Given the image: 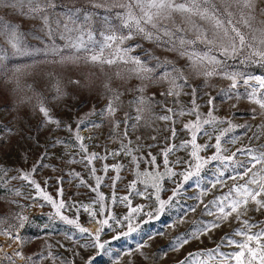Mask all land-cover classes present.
Here are the masks:
<instances>
[{
	"label": "rangeland",
	"instance_id": "rangeland-1",
	"mask_svg": "<svg viewBox=\"0 0 264 264\" xmlns=\"http://www.w3.org/2000/svg\"><path fill=\"white\" fill-rule=\"evenodd\" d=\"M112 2L113 0H52L55 8L49 9L47 13L49 25H45L39 19L19 16L10 10L0 11V19L4 21V25H15L20 31L19 44L14 47L9 36L5 35L8 28L0 25V131L15 128L20 133L9 141L0 143V168L7 169V176H0V181H3L0 183V221H2L0 231L5 230L10 223H17L14 217L18 213L26 215L28 222L24 227L19 228L17 225L13 231L18 232L22 238L20 249L24 255L31 256L36 264H129V262L131 264H177V261L182 260L188 251L195 248V245L174 251L171 247L174 238L189 230L191 221L211 219L201 215L202 207H198L195 213H189L186 222L173 226L177 224L189 205L197 203L196 197L201 188L207 186L208 182L214 178L213 165H208L201 173L199 178L201 188L197 187V178L193 177L187 182V190L182 191L180 196L166 206L163 213L157 214L156 190L152 187V181L147 182L146 188L141 182L144 179L143 176H137L138 172L148 169V165L141 163L139 168L130 167V158L120 150V138L109 135L114 120H124L127 113L132 117L128 120V124L135 123L136 128L133 132L129 127L130 135L124 142L131 141L129 147L142 146L139 153L142 159L146 158L148 152L157 155L158 163L161 164L159 171L163 172L160 149L166 144L190 139L191 132L183 130V124L195 120L194 116L187 114L173 117V121L169 122L157 119L158 116L165 114L166 107L177 112L182 106L185 109L191 107V97L181 95L178 102L174 103L172 97L160 95L167 90L168 85L153 82L143 93L148 97H153L155 94L152 110L143 112L140 114L141 120L135 121L139 106L136 101L139 96L132 89L140 82L135 78H128V68L131 65L123 64L119 60L112 65L102 61L91 62V55L100 54L101 50H103L102 60H107L117 46L130 47L133 50L129 56L139 57L150 65L155 63L154 57H159L161 60L167 58L176 61L178 59L174 53L157 47L140 35L133 36L131 40H125L122 45L119 44L118 38L128 35L129 28L123 18L117 14L121 10L110 6ZM93 5L103 6L93 7ZM261 6L264 7V5ZM260 20H264V17L257 16V24ZM242 30L246 31L243 28ZM110 36L116 39L110 41L108 39ZM201 50H203L202 46ZM242 59L241 56L237 60H228V71L247 72L251 75L264 74V68L259 65H241L239 61ZM178 63L183 65L186 61L179 60ZM190 83L197 86L196 104L199 105L197 111L201 119H209L208 112L211 111L218 120H231L235 124L253 126L248 131L240 127L229 134V138L237 137L235 144L228 145L231 151L249 144L255 148L260 143L249 139L258 130L257 126L261 117L257 116L253 119L252 109L257 106L246 99L243 85L238 86V90L230 89L231 82L222 75L210 78L199 76L191 79ZM58 89L60 95L57 94ZM185 91L190 92V89ZM237 91L240 93L239 99L236 96ZM117 92L122 93L119 101L114 100ZM209 99L212 100L211 104L208 103ZM109 100H113V103L117 105L114 118H108L107 115L102 119L96 115L86 116L93 109L96 113L103 111ZM41 105L49 109L54 119L61 122L60 127L45 122L43 114L39 112ZM257 111H259L258 108ZM167 114L172 115V113ZM81 117L100 124L99 128H92L89 124L79 134L84 137H93L84 141L89 153L96 152L106 159L93 160L85 167L86 162H80L79 154L72 155L74 152L78 153V148L61 146L50 149L48 157L41 159L42 148L35 147L31 140L26 139L28 136L35 137L42 146L50 145L54 138L68 140L70 134L64 125L75 126L78 118ZM172 127H175L177 131V139L166 140V137L171 136ZM223 127H227V124L203 126L204 131L213 137L212 143H214L215 135L218 134L214 128ZM123 128L124 125L121 124V130ZM153 136L156 137L155 140L152 139ZM136 137L140 139L137 140ZM72 139L74 140V134ZM206 142H209L208 137L203 133L198 134L197 143ZM149 145L152 147H148ZM114 150H120L121 155L113 157L110 153ZM207 154L210 155L211 150ZM175 155L182 156L184 153L177 152ZM237 155L243 158L239 153ZM174 158L172 155L169 156L170 160ZM105 164L110 166L107 173L102 170ZM114 164L122 166L118 172L112 169L111 166ZM34 166L36 171L32 172ZM92 167L97 169L96 175L102 177L98 191L106 198L105 212L103 215H98L97 219L115 217V219H109L108 225L103 226L104 231L100 237L101 242L105 243L103 249L82 247V245H90L93 238L87 234L81 235L74 226L65 224L59 218L50 220L49 217L55 213V209L36 193L34 186L29 187L22 179H11L17 173L29 174L30 179L40 183L41 188L53 196L57 202L60 199L57 190L63 188V199L66 203L76 201L92 204V201L98 199L97 193L87 186V183H91L92 186L96 183L95 177L89 172ZM150 170L155 171V169ZM174 170L179 172L180 168L177 166ZM77 172L80 173V177L75 176ZM117 175L120 179L115 181L113 187L109 177ZM81 178L86 181L85 184L80 183ZM176 179V177L172 179L165 177L160 182L161 199L167 200L172 195L173 181ZM133 181L137 182L136 190L143 192V195H136V190L130 189L129 185ZM6 186L13 191H5ZM16 190L21 195L16 196ZM213 191L215 195H220L219 191ZM113 194L118 198L128 196L131 205L129 206L126 202L120 203L119 200L113 203L110 199ZM29 195L34 199H28ZM210 198L211 195L201 197L205 201ZM99 207V204H92L94 210ZM135 207L143 210L133 215L131 208ZM150 211L153 213L152 216L148 215ZM64 214L70 218H76L78 223L92 232L100 227L83 209L79 214L75 213V209L64 211ZM126 215L131 216V219L124 220ZM252 215L254 221H264V216L258 213ZM117 220L120 222L117 223ZM45 225L48 227L45 228ZM239 226L233 221L218 229L215 232V243L206 241L207 247H215L216 243H220L221 237L226 233L231 236ZM232 238L237 241L243 239L242 237ZM11 243L12 241L6 236L0 235V244ZM251 246L255 247V243L253 242ZM15 247L16 245L13 244L12 248H5V251L11 253ZM238 250L235 245L221 244V251L224 253L230 254ZM49 252L53 254L54 259L48 257ZM73 252L76 254L74 255ZM199 259L201 257H197V260ZM247 259L246 254L245 260ZM5 264H7L6 261ZM17 264H23V262L17 258ZM209 264L212 262L209 261ZM232 264H235V261ZM253 264H259V261H254Z\"/></svg>",
	"mask_w": 264,
	"mask_h": 264
},
{
	"label": "snow or ice",
	"instance_id": "snow-or-ice-1",
	"mask_svg": "<svg viewBox=\"0 0 264 264\" xmlns=\"http://www.w3.org/2000/svg\"><path fill=\"white\" fill-rule=\"evenodd\" d=\"M264 0H113L111 7L119 8L121 11L117 14L120 15L125 24L129 28L128 35L119 37V44H123L125 40L133 39V36L140 35L144 39L153 42L157 47L163 48L165 51L174 53L177 60H169L167 58L161 60L159 57H154V64H149L142 61L139 57L129 56L133 50L130 47L117 46L115 52L107 60H102V52L100 54H93L90 57L91 62L102 61L108 65H112L119 60L121 63L131 65L128 68V78L137 79L140 83L137 87L132 89L135 91L139 99L136 103L137 113L135 121L141 120L143 112H151L154 103L153 97L143 95L151 83L167 84V90L160 93L161 96L172 97L174 103L178 102L181 95L191 97V107L185 109L181 107L180 110L174 111L172 108H165V114L160 115L157 119L169 122L173 121V117L191 115L195 117L194 121H189L183 124V130L191 132L190 139H182L179 143L166 144L165 147L160 149L159 155L162 157L163 172L159 171L161 164L158 163L157 155L151 152L146 154V158H141L139 153L142 146L133 145L129 147L131 141L125 143L124 141L129 137V127L135 131L136 124L129 125L128 120L132 119L127 113L124 120H114L112 124V131L109 133L110 137L118 136L120 138V150L123 154L128 156L129 166L136 168L140 167L141 163L147 164L148 169L143 172H138L137 176H143L142 183L147 188V182L152 181V187L156 190L155 200L158 204L156 213H163L166 206L171 204L177 196L181 195L182 191H186L187 182L193 177H196L197 187L201 188L200 176L208 165H213V179L208 182V185L202 187L199 195L196 197L197 203L189 205L183 216L177 221L176 225L186 222L189 213H195L198 207H202L201 215L211 217V219H201L191 221V228L174 238L171 247L174 251H180L187 246L195 245V248L187 252V255L177 261V264H253L254 261H259V264H264V221H254L253 215L258 213L264 216V74L251 75L247 72L228 71V60H240V64L259 65L264 68V20H260L257 24V16L264 17ZM103 5H93L99 7ZM55 8L52 0H0V11H12L13 13L28 17L30 19H39L45 25H49V9ZM0 25H4V21L0 19ZM8 28L5 35L9 36L13 42V46L19 44L20 31L15 25H4ZM65 27H67L65 25ZM246 29L245 30H242ZM110 41L116 38L108 37ZM111 47V45H108ZM139 46V45H137ZM201 46L202 49L201 50ZM179 60H185L186 63L181 65ZM215 75H222L228 79L230 89L238 90V86L245 87L244 96L257 108L252 109L253 119L257 116L261 117V121L257 126L258 130L253 133L249 138L250 141H259L260 143L254 148L249 144L245 147L236 148L231 151L228 147L229 144H235L237 137L229 134L235 129L243 127L246 131L250 130L253 126L251 124H235L231 120H218L213 116L212 112H208L209 119H201L200 113L197 111L199 105L196 104L197 86L190 83L191 79L202 76L210 78ZM78 83V81H74ZM107 87V85H105ZM185 89H190L185 91ZM60 95V90H57ZM122 93L117 92L114 100L119 101ZM236 96L239 99L240 93L237 91ZM231 98V97H229ZM208 103L211 104L212 100L209 99ZM235 107V105L233 106ZM117 111V105L113 100H109L106 108L100 113H96L93 109L86 116L93 115L98 118H114ZM39 112L43 114L47 124H55L57 127L61 126L59 120L54 119L49 112V109L41 105ZM167 113H172L168 115ZM91 124L92 128H99L100 124L92 120H87L84 117L78 118V123L73 126L71 124L64 125L70 134L68 140L54 138L50 145L42 146L40 141L28 136L37 148H42L41 159H45L50 154V149L57 146L64 148H78V153L81 157L80 162L85 163V167L91 164L93 160L106 159L101 157L96 152L89 153L87 145L84 143L85 139H92L93 137H84L80 135V131L87 128ZM121 124L124 128L121 130ZM227 124V127L214 128L218 134L213 137L210 133L204 131V125H222ZM171 136L166 137V140H176L177 131L175 127L170 129ZM203 133L208 137L206 143H197L198 134ZM19 130L15 128H7L0 131V143L9 141L13 136L19 135ZM74 134V140L72 139ZM139 140V137H136ZM156 139L155 136L152 137ZM75 142H79L76 144ZM148 147H152L149 145ZM114 150L110 154L113 157L120 156L121 151ZM211 150V154L207 153ZM177 152H183L184 155H175ZM201 153H206L202 155ZM243 158H239L237 154ZM54 155V154H53ZM172 155L175 158L169 159ZM215 162V163H214ZM46 167L47 165H41ZM180 168L177 172L174 169ZM109 165L103 166V172L107 173ZM117 172L122 167L119 164L111 166ZM150 169H155L152 171ZM36 171L34 166L32 172ZM92 176L95 177V186L87 183L91 191L97 193V200L92 201V204H99L98 209H93L92 204H84L82 202H67L63 199V188L57 190V195L60 197L59 202L49 195L44 189L41 188L40 183L36 180L30 179L29 174L17 173L11 179H22L27 182L29 187L35 188L36 193L48 204L55 209V213L50 215L49 219L59 218L62 222L74 226L81 235L93 238L90 245H82V247H93L103 249L105 243L101 242V233L104 231L103 226L108 225L109 219L115 217H106L103 220H98V215H103L105 212V196L98 191L102 182V177L96 175L97 169L92 167L89 169ZM0 176H7V169L0 168ZM76 177H80V173H75ZM177 179L173 181L174 187L172 188V195L167 200L161 199L159 193L162 190L161 181L164 178ZM112 180V186H115V181L120 179L119 175L109 177ZM231 182V183H229ZM3 183V181H0ZM46 183V182H45ZM81 184L86 181L81 178ZM136 181H133L129 187L136 190ZM226 189V191H224ZM5 191H13L10 187H5ZM219 191L220 195H215L214 191ZM136 195H143L144 193L136 190ZM15 195L19 196L21 193L16 190ZM131 195V192H129ZM211 198L205 201L201 197L209 196ZM28 199H34L31 195ZM111 201L115 203L119 200L120 203H127L131 205L128 196L118 198L115 194L110 197ZM13 203H16L13 201ZM19 207V205L17 204ZM79 214L83 209L85 213L95 221L100 227H97L94 232L89 228L82 226L78 223L76 218H70L64 214V211H72ZM143 209L140 207L131 208V213L134 215ZM149 216L153 213L150 211ZM17 223H10L8 227L0 231V235L6 236L12 241L11 244H0V264H17V258L23 264H36L31 256H25L20 249L22 238L19 233L13 231L18 225L23 228L25 223L28 222V217L18 213L14 217ZM131 216L126 215L124 220H130ZM237 222L240 226L234 230L229 236L225 234L220 238V243H216L215 247L208 248L206 241H213L215 243V232L221 229L226 224ZM119 223L120 221H116ZM2 223V221H0ZM48 226L45 225V228ZM253 229H256L253 231ZM133 231L135 229H132ZM126 235V233H125ZM232 237H242V241H237ZM70 238V237H69ZM255 247H252V243ZM227 243L228 245H235L238 251L233 253H224L221 251V244ZM13 244L16 245L12 252L5 251V248H12ZM259 250V251H258ZM75 255L76 253L73 252ZM247 254V261L245 256ZM167 255V253H165ZM48 257L54 259L51 252ZM197 257L201 259L197 260ZM206 257V259L204 258ZM131 264V262H129Z\"/></svg>",
	"mask_w": 264,
	"mask_h": 264
}]
</instances>
